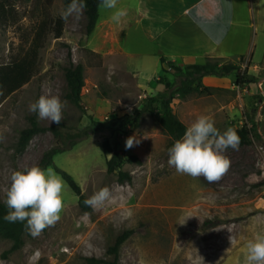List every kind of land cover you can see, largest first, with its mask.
I'll use <instances>...</instances> for the list:
<instances>
[{
	"label": "rangeland",
	"instance_id": "rangeland-1",
	"mask_svg": "<svg viewBox=\"0 0 264 264\" xmlns=\"http://www.w3.org/2000/svg\"><path fill=\"white\" fill-rule=\"evenodd\" d=\"M13 1L20 19L15 26H0V63L22 51L21 44L33 35L41 19L53 20L66 8L64 0ZM142 3L118 0L117 7L127 13L119 24L110 19L111 10L99 9L100 24L91 34L86 33L84 10L65 21L60 38L51 30L39 51L38 73L22 86L16 103L9 98L1 107V201L6 199L11 173L37 165L43 152L59 142L47 130L35 134L24 150L18 146L20 130L29 126L27 117L33 114L29 105L48 93L66 101L63 118L59 125L38 119L40 125H56L64 135L79 129L91 131L72 148L56 154L51 167L55 170L57 165L70 173L86 198L105 186L111 198L95 210L84 211L78 196L55 171L64 183L60 219L38 236L27 232L24 245L8 254L5 251L12 242L0 238V264H89L87 257L110 262L114 258L109 247L127 229L133 232L120 247L118 264H249L247 242L264 235V0H235V23L224 49L228 55L241 51L246 59L211 53L213 59L232 61L243 69L250 60L249 83L234 85L233 74L215 77L203 80L213 88L211 93L184 97L176 93L173 100L175 115L187 127L200 115L210 116L219 129L257 127L259 138L226 150L231 166L212 183L169 166L168 136L160 127L156 105L143 113L138 124L132 122L124 130L118 127V120L141 108L146 97L162 94L165 81L180 83L178 73L166 63L168 71L163 70L159 54L164 52L134 21ZM253 45L255 56H263L260 61L253 57ZM84 47L101 53V66H90ZM71 60L84 66L85 110L64 97V68ZM173 61L185 63L178 58ZM130 137L139 142L126 149ZM105 140L121 154L142 159L141 163L125 160L121 167L132 174V182L120 183L117 172L107 171L112 153H104Z\"/></svg>",
	"mask_w": 264,
	"mask_h": 264
},
{
	"label": "trees",
	"instance_id": "trees-1",
	"mask_svg": "<svg viewBox=\"0 0 264 264\" xmlns=\"http://www.w3.org/2000/svg\"><path fill=\"white\" fill-rule=\"evenodd\" d=\"M70 0H64L65 7ZM86 7L84 13L86 16V33L91 34L99 19V0H85ZM20 19V12L17 11L16 5L13 0H0V26L3 28L17 25ZM65 20L61 15L56 16L53 20L51 18L41 19L34 28L33 35L21 44L22 51L13 56L8 62L0 63V109L9 98H12L16 103L18 95L23 85L30 82L33 76L38 73L39 51L43 47L46 37L52 30L56 38H60L63 34ZM85 55L89 57V64L101 66L102 55L101 53L89 48H83ZM252 56V54H251ZM93 57V58H91ZM95 59V60H93ZM205 61L185 63L183 65L175 63L173 60H167L166 57L160 56V62L164 71L166 70L164 64L169 66V69L175 70L180 78L178 85L169 80L163 83L162 94L146 97L143 101L142 107L137 109L133 114H126L120 120L112 119L113 122H119V129H125L132 122L138 124L145 111H151L154 105L157 106L160 117L159 124L163 132L168 136V147L170 148L173 143L180 139L186 131L187 125L181 121L173 111V100L176 93L184 97L193 92L211 93L213 88L205 85L203 78L208 75L217 77H224L233 74L234 85L245 86L249 83V75L247 68L250 65V60L245 69L232 61H219L213 59L212 55L207 54ZM240 59L244 61L246 56L240 55ZM65 79L67 83V91L64 97L72 104L85 110V101L83 100V91L85 87L84 80V66L82 63H74L72 60L69 65L64 68ZM29 126L20 130V137L18 141L19 150L22 151L26 148L32 137L40 132L51 130L57 137L59 142L56 145L46 149L37 165L42 168H47L54 164V156L60 152L72 148L79 140L86 138L90 135L91 131L87 129H79L75 132H68L63 134L56 125L49 127L40 125L37 115L35 113L29 115ZM109 122V121H108ZM219 129V128H218ZM239 137L240 144L248 143L251 137H260L256 125L248 127L243 125L234 128ZM223 132L225 129H219ZM103 151L111 157L107 159V171L109 173L117 172L118 181L120 183L132 182L133 176L129 171L122 170L121 167L125 160L129 162L141 163L142 159L135 154L124 155L113 148L108 140L103 142ZM55 171L59 173L66 181L70 189L78 196V204L84 211H92L93 209L84 204L86 195L82 191L80 184L74 177L55 165ZM21 170V169H20ZM7 209L3 201L0 200V238L11 240V246L5 251V254L20 249L24 243V235L28 232L25 225L19 221L12 223L3 219ZM132 229L125 230L120 234L115 242L109 247L108 253L114 258L113 261H106L103 258L87 257L86 261L89 264H118L119 250L123 242L132 234Z\"/></svg>",
	"mask_w": 264,
	"mask_h": 264
},
{
	"label": "clouds",
	"instance_id": "clouds-1",
	"mask_svg": "<svg viewBox=\"0 0 264 264\" xmlns=\"http://www.w3.org/2000/svg\"><path fill=\"white\" fill-rule=\"evenodd\" d=\"M117 4L118 0H99L98 8L111 10L110 19L119 24L127 13L125 9L118 8ZM85 7V0H70L61 12V18L67 21L74 14L79 17ZM65 105L66 101H62L58 95L48 93L32 102L29 111L40 120L47 119L59 125ZM138 142L130 137L125 147L130 149ZM239 144L240 137L234 128L228 127L221 132L210 116L200 115L168 149V164L177 173L194 178L203 176L209 183L216 182L231 166L229 157L224 153L229 148L238 149ZM257 166H260L259 161ZM63 188L62 178L51 166L42 168L34 165L14 170L5 194L7 212L3 219L12 223L19 221L31 236H38L42 230L60 219ZM110 198L111 191L105 186L83 202L95 210ZM247 253L249 264H264V235H258L247 242Z\"/></svg>",
	"mask_w": 264,
	"mask_h": 264
},
{
	"label": "crops",
	"instance_id": "crops-1",
	"mask_svg": "<svg viewBox=\"0 0 264 264\" xmlns=\"http://www.w3.org/2000/svg\"><path fill=\"white\" fill-rule=\"evenodd\" d=\"M235 12V0H144L134 21L141 24L160 51L164 52L159 57L170 56L171 60L178 58L192 63L202 62L207 54L215 51L217 57L221 58L245 55L238 51L230 56L224 49V43L230 37L231 25L235 23ZM262 40L263 52L264 36ZM232 43L235 44L236 39ZM251 50L255 60L263 58L255 56V45ZM215 77L208 75L203 80Z\"/></svg>",
	"mask_w": 264,
	"mask_h": 264
}]
</instances>
